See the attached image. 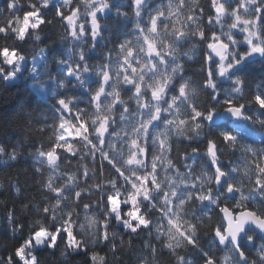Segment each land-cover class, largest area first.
Instances as JSON below:
<instances>
[{"label": "clouds", "instance_id": "clouds-1", "mask_svg": "<svg viewBox=\"0 0 264 264\" xmlns=\"http://www.w3.org/2000/svg\"><path fill=\"white\" fill-rule=\"evenodd\" d=\"M25 3L17 14L20 0H0V264H180L181 256L184 264H195L193 254L217 241L213 232L223 217L216 209L227 204L242 210L251 203L264 216V142L213 124L215 115L227 113L264 133V105L256 100L264 97V73L232 71L253 54L264 58L250 51L253 43L264 46V24L255 19L264 0H239L231 10L217 2L216 23L233 18L216 36L228 41L227 48L217 46L222 57L216 63L224 71L205 59L204 27L194 14L185 19L183 0L175 6L178 20L159 27L154 38L162 54L174 53L171 61H154L140 46L135 66L128 63L127 39L115 45L118 65L108 62L109 51L99 63L97 13L111 8L110 0ZM140 6L132 4V16H140ZM237 7L250 23L238 27ZM153 15L171 17L173 6L167 15L163 7L152 11L147 33ZM180 22L184 27L176 26ZM237 28L239 38L232 33ZM185 38L187 51L177 43ZM185 144L191 147L181 150ZM190 154L206 160L196 172L194 163L182 172L180 163ZM221 154L236 158L224 162L223 190L216 171ZM193 177L200 193L194 202L195 193L182 188ZM118 203L131 204L149 226L133 229L132 212L125 208V215ZM226 235L221 264H264L259 216L239 218Z\"/></svg>", "mask_w": 264, "mask_h": 264}, {"label": "trees", "instance_id": "trees-1", "mask_svg": "<svg viewBox=\"0 0 264 264\" xmlns=\"http://www.w3.org/2000/svg\"><path fill=\"white\" fill-rule=\"evenodd\" d=\"M181 0H142L141 4V15L139 17H134L131 15L132 11V0H110L111 8L106 9L104 14L101 15L100 13H97L98 19L101 21V36H98L96 38V53L100 54L101 59L99 60V63L103 64L105 61L103 59V53L105 51H109L112 53L110 60L108 61L113 66L118 65L121 61L119 58V55L116 54L115 51V45L120 40H130L133 44V46L136 47L137 51H139V47L143 46V41L141 38L140 33L137 32L136 28L133 27L134 24L138 23L140 25L147 24L148 17L151 16L152 11L157 7H163L165 14L167 15L169 5L173 6V15L171 17L160 18V27L162 28L164 25H168L169 28L173 26V20H178V17L175 15V6L179 5ZM209 3L210 0H196V3L193 4L192 0H183V8L180 9L183 16L186 17L189 14H194L196 17H199V23L203 25L204 32L206 35L211 34L212 32H216L217 34H220L224 31H227V25L232 23V17L231 16H225L222 20V25H218L215 20H213L211 23L208 22V17L211 15L209 11ZM224 3L227 7V9L231 10L233 7H236L239 4V0H224ZM251 8V15L255 16V6L250 5ZM27 8V4L25 3V0H20V4L17 6L15 11L17 14H22L23 11ZM203 8L204 12L201 15L199 12V9ZM117 9L119 11H117ZM121 13H128V15H121ZM239 13L244 15V18H248L247 14H244V10L242 8H239ZM2 15V13H0ZM11 15V13H9ZM86 19V17H85ZM261 24H264V16L261 17ZM177 27H184L183 22H180L176 25ZM242 23L238 25V27H242ZM189 29H191L192 25L189 23L187 25ZM90 29L86 28V31ZM232 33L236 38H239L242 36V33H240L237 29H232ZM225 42L227 41V38L223 35L220 36ZM167 38V37H165ZM88 41L91 42V37H87ZM171 39H174L171 38ZM194 39V38H192ZM207 42V40H205ZM177 43L180 45L181 49L187 51L188 48V39L185 38L182 41H177ZM197 43H200L201 45L204 42L197 41ZM163 47V46H161ZM241 50H243L246 45H241ZM201 60H202V53ZM152 59H156L155 57H152ZM215 59V58H214ZM169 61H171V57H169ZM90 63H92L90 61ZM215 67V64H213V68ZM252 70H255L257 77L260 76L262 73H264V58H262L259 54H254L249 57H247L244 61L241 62L240 65L235 67L232 71L233 72H244L248 76L251 77L250 73ZM87 78L95 82L96 77L94 75L89 74ZM34 91L37 93V95H43L40 92L39 87L34 86ZM104 98L102 97V100ZM117 111H119V106L117 108ZM216 116H221L222 120L219 123H213L214 125H218L220 127L229 129L234 131L238 136L241 138L249 141V142H264V133H261L258 129L253 128L250 125H247L245 121H234L231 119L227 113L224 114H218ZM213 117V118H214ZM222 143V142H221ZM198 147H203V145H197ZM191 145H181V150H187ZM177 153L175 150V145L173 149V156L176 157ZM235 157L231 154H221V162L222 166H225V161L232 162L235 161ZM206 160V158H202L196 154H190L187 159L180 163V169L182 172H186L189 165H192L194 163V167H192V171L196 172L197 169L200 168L201 164ZM194 178V177H193ZM226 183V180L224 181ZM197 190L198 186H197ZM234 195V194H232ZM257 199H259L257 197ZM226 202L223 198L221 200V203ZM249 206H251V203H249ZM205 250L209 251L210 253H214L216 255H221L223 250L219 249L217 247V242L213 238L212 243L205 244ZM193 260L195 261V264H199L200 261V253L193 254Z\"/></svg>", "mask_w": 264, "mask_h": 264}, {"label": "snow or ice", "instance_id": "snow-or-ice-1", "mask_svg": "<svg viewBox=\"0 0 264 264\" xmlns=\"http://www.w3.org/2000/svg\"><path fill=\"white\" fill-rule=\"evenodd\" d=\"M217 2L222 6V7H226L224 0H210L209 3V11L211 13V15H209L208 17V22L211 23L214 19L213 17L217 16V10H216V4ZM142 4V0H132V4L135 6L136 4ZM200 14L202 15L204 12V9L201 8L199 9ZM236 12H237V17H236V21H237V25H239L240 23H250V20H248L247 18H244L243 20L241 19V17L239 16V8H236ZM141 15V13H140ZM264 16V8H260L259 9V15L255 17L257 24H261V17ZM163 17L162 15H153L151 20V27L153 29V31L151 33H147L145 30L146 28L149 26V22L147 21L146 26L145 25H140L136 28L138 33H142L145 32V35L141 36L142 41H143V47L148 49L150 51V56L155 57L156 59H153L154 61L157 60V57H159V61L158 62H166L169 61V57H171L172 55H174V53H171V49H169V55H165L162 54L160 52V48L161 46H163L161 43L157 42L154 38L156 36V33L160 27V18ZM261 35H264V31L261 32ZM152 38H149V37ZM204 39L207 40V44L206 47L209 50V54L205 56V59L210 61L211 64H215L216 67L219 68L220 71H224V67L222 64H217L216 61L218 58L222 57V52L218 49V45H224L225 48L228 47V42H225L221 37L219 39L216 38L217 33L216 32H212L211 34L206 35V33H203ZM128 43V48H127V52H128V63H130L131 65L135 66L136 64V48L133 46L132 42L130 40L127 41ZM250 51H256V52H262L264 53V46L261 47H256L255 43L252 44V48L250 49ZM215 57V59H214ZM123 62V61H122ZM132 69H129V71H131ZM209 75H211V69H209ZM257 103L259 105H264V97L261 96H257L256 97ZM230 107H233L230 105ZM236 111H238L239 109L236 108ZM197 116H199V113H197ZM215 150V149H214ZM254 167H256L257 165H253ZM216 171H218L221 175H220V180L219 182L222 184V190H223V185L225 184L224 182V166L222 165H217L216 167ZM194 183L191 185H184L182 186V188H184L185 190L194 192L195 195L192 197L193 202L195 200L200 199V193L199 190H197L196 184L198 183V180L196 177L193 178ZM259 181L257 180L256 183H258ZM148 185L151 186V181H147ZM229 190L233 189L232 185H227ZM264 187V186H262ZM115 199L119 202L120 201V197L117 196L115 197ZM233 199H235V197H233ZM175 200L176 197H173V206L175 205ZM118 207L120 208L121 212H124L125 208H127L128 211L132 212L131 217H129L130 221L132 222V227L133 229H135L137 227V225H140L141 227H146L149 226V220L146 217H142L139 214V211H132V207L131 204L127 205V206H122L118 203ZM216 211L223 217L222 223L220 225H217L214 229L213 235L216 237L217 239V247L219 249H222L223 247H227V242L230 239V235H226V233L228 232V229L230 228V226L234 223H236L238 221L239 218L241 217H245L246 214H250L252 216H259V218L261 220H264V216H260L259 212H257V209L255 207L252 206H245L243 207V209H234L232 207H230L229 205L225 204L222 205L219 209H216ZM125 215H127L126 212H124ZM171 224V221L169 222ZM67 232V230H65ZM67 234H71V233H67ZM184 238L188 241V243L192 244L193 246H195V240L188 235V233H184ZM221 240L224 241V244L221 245ZM237 247H239V244L237 243ZM17 254L19 256L22 257L23 253L21 249H17ZM240 255H243V250L241 249L240 251ZM200 259L203 260L204 264H221V259L222 256L221 255H216L214 253H210L207 250H203L200 252ZM179 261L180 264H184L185 258L183 256L179 257ZM18 264V262H17ZM225 264H227L226 259H225Z\"/></svg>", "mask_w": 264, "mask_h": 264}, {"label": "water", "instance_id": "water-1", "mask_svg": "<svg viewBox=\"0 0 264 264\" xmlns=\"http://www.w3.org/2000/svg\"><path fill=\"white\" fill-rule=\"evenodd\" d=\"M221 120H222V117L221 116H216V117L213 118V123H215V124L216 123H219ZM234 121H240V120H234ZM248 227L251 228L252 226L251 225H248Z\"/></svg>", "mask_w": 264, "mask_h": 264}, {"label": "rangeland", "instance_id": "rangeland-1", "mask_svg": "<svg viewBox=\"0 0 264 264\" xmlns=\"http://www.w3.org/2000/svg\"><path fill=\"white\" fill-rule=\"evenodd\" d=\"M229 59H231V57H229ZM250 75H251V77H257V74H256L255 70H252Z\"/></svg>", "mask_w": 264, "mask_h": 264}]
</instances>
